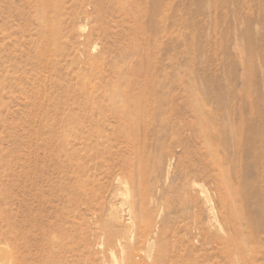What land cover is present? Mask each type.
<instances>
[{
	"label": "rangeland",
	"instance_id": "rangeland-1",
	"mask_svg": "<svg viewBox=\"0 0 264 264\" xmlns=\"http://www.w3.org/2000/svg\"><path fill=\"white\" fill-rule=\"evenodd\" d=\"M133 200L138 264H264V0H0V263L121 264Z\"/></svg>",
	"mask_w": 264,
	"mask_h": 264
},
{
	"label": "bare ground",
	"instance_id": "bare-ground-1",
	"mask_svg": "<svg viewBox=\"0 0 264 264\" xmlns=\"http://www.w3.org/2000/svg\"><path fill=\"white\" fill-rule=\"evenodd\" d=\"M56 4V2H55ZM58 4V2H57ZM201 125V124H200ZM223 173V172H222ZM224 174V173H223ZM225 177V176H224ZM226 178H223V181L225 180ZM139 183V182H138ZM224 186L226 188V191L228 192V197L232 200V202L234 204H236V194H235V189L233 188V185H231L230 181H227L225 180L224 181ZM138 188H141L140 186ZM250 189V188H248ZM138 192H139V189H137ZM136 190V191H137ZM142 190V188H141ZM134 191V189L132 190V192ZM248 192V191H247ZM134 193V192H133ZM136 193V192H135ZM250 194V192H249ZM134 195V194H133ZM140 195V194H139ZM138 195V196H139ZM246 195V194H245ZM132 197V196H131ZM245 197V196H244ZM134 198V197H133ZM206 198V197H205ZM251 198H252V195H251ZM140 200V198H138ZM135 200V199H134ZM133 200V204L131 205L130 202L128 203V206L125 207V205H121V206H118L115 202L111 203L110 206H109V218H110V224H108V228L106 229V236H107V241L110 245H115V247H117L116 250L120 249L121 251L123 250V253H125V255H123V258H124V262L121 263V264H138L135 260V253H136V249H135V246L131 245V247L129 248L127 245L128 244H125L124 243V240L125 239L128 243L129 241H133L137 244H140V243H143V244H146L148 246L152 245L154 243V240L156 241V236L158 234V231H159V228L156 226L158 224H154L152 219L150 221H146V220H143V216L141 215V211L143 210H140L139 208H137V206L134 204ZM138 200V201H139ZM122 201V200H121ZM132 201V200H131ZM207 201V200H206ZM211 203V201H210ZM238 203V202H237ZM249 203V202H248ZM140 205V203H138ZM251 204V202H250ZM252 205V204H251ZM146 206V205H145ZM233 206V205H232ZM236 208L238 206H235ZM234 207V208H235ZM209 208V211L212 215L213 213V207H210L208 206ZM236 208L234 210H236ZM250 208V206H249ZM148 209V208H147ZM251 209V212H253V214L255 213V209L254 211H252L253 208H250ZM240 211V209H239ZM237 213V211H235ZM250 212V213H251ZM242 214V213H241ZM107 215V214H106ZM105 215V216H106ZM107 215V216H108ZM251 215V214H250ZM255 215V214H254ZM253 215V217H254ZM141 216H142V219H141ZM214 216V215H213ZM238 216V215H237ZM242 216V215H241ZM252 217V216H251ZM107 218V217H106ZM243 218V216H242ZM255 218V217H254ZM213 219V217H212ZM239 220V216L237 218ZM215 220V219H214ZM228 220V219H227ZM253 220V219H252ZM106 221H109V220H106ZM156 221V220H155ZM240 221V220H239ZM257 221V220H256ZM251 222V221H250ZM156 223V222H155ZM220 223V222H219ZM245 223V222H244ZM213 225H215V222H212ZM241 224V223H240ZM254 224V223H253ZM208 225V224H207ZM209 226V225H208ZM216 226V225H215ZM220 226V225H219ZM229 228H230V225L228 224ZM241 225H239L240 227ZM207 227V226H205ZM245 228V226H243ZM208 228V227H207ZM242 228V227H241ZM240 228V229H241ZM210 229V228H209ZM216 229V228H215ZM223 229V227H222ZM246 229V228H245ZM257 229V228H256ZM218 231V230H216ZM243 231V230H242ZM214 232V231H213ZM212 232V233H213ZM217 233V232H215ZM243 233V232H242ZM241 234V233H240ZM219 235V234H217ZM233 235V234H231ZM242 235V234H241ZM240 235V236H241ZM246 236V235H245ZM233 237V236H232ZM247 238V237H246ZM227 239V238H226ZM239 239V238H238ZM242 239V238H241ZM245 239V237L243 238ZM248 239V238H247ZM228 241V240H227ZM244 241V240H243ZM12 242V241H11ZM247 242V241H246ZM107 243V244H108ZM243 243V242H242ZM241 243V244H242ZM235 244V243H234ZM246 244L249 245V243L247 242ZM155 245V244H153ZM243 245L245 246V243H243ZM126 246L128 247V250H126ZM235 246V245H234ZM250 247V246H249ZM248 247V249L250 250V248ZM112 248V247H111ZM237 248V247H234V249ZM151 249H154V247L152 248L151 246ZM246 249V250H248ZM146 250V249H144ZM155 250V249H154ZM0 251H1V248H0ZM109 251V249H108ZM120 251V252H121ZM142 251V250H141ZM157 251V250H156ZM237 251H238V248H237ZM7 252V250H6ZM154 253V251H152ZM9 253V252H8ZM15 253V252H14ZM139 253V251H138ZM145 254V252H142V254ZM149 253V252H148ZM248 253V252H247ZM7 254V253H6ZM110 256L113 257V253L109 252ZM141 254V252L139 253ZM151 254V253H149ZM147 254V255H149ZM156 254V252H155ZM158 254V257L157 259L155 258L152 262H150V264H159V260L160 258H162L164 256V252H162V250H159V253ZM122 255V254H121ZM16 256V255H15ZM15 256L12 254V256L9 255L8 256H5L4 258V261L2 262V264H17L16 262V259H15ZM153 256V255H152ZM149 257V256H148ZM151 257V256H150ZM236 257V256H235ZM240 257V256H239ZM248 258V257H247ZM115 259V257L113 258V260ZM152 259V258H151ZM240 259V258H239ZM238 259V260H239ZM237 260V261H238ZM236 262V260H235ZM241 262V261H240ZM238 263V262H237ZM236 263V264H237ZM1 264V263H0ZM117 264V263H116ZM161 264V263H160Z\"/></svg>",
	"mask_w": 264,
	"mask_h": 264
}]
</instances>
